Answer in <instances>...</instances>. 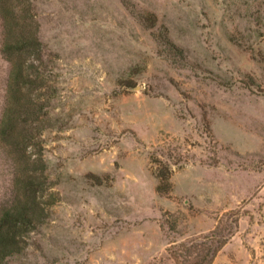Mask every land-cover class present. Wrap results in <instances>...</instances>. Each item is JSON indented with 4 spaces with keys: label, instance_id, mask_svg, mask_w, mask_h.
Wrapping results in <instances>:
<instances>
[{
    "label": "rangeland",
    "instance_id": "374dc122",
    "mask_svg": "<svg viewBox=\"0 0 264 264\" xmlns=\"http://www.w3.org/2000/svg\"><path fill=\"white\" fill-rule=\"evenodd\" d=\"M131 1L155 27L120 0H33L59 201L7 264H172V243L232 211L212 264H264V0ZM7 76L0 30V118ZM8 181L0 155V199Z\"/></svg>",
    "mask_w": 264,
    "mask_h": 264
},
{
    "label": "trees",
    "instance_id": "16d2710c",
    "mask_svg": "<svg viewBox=\"0 0 264 264\" xmlns=\"http://www.w3.org/2000/svg\"><path fill=\"white\" fill-rule=\"evenodd\" d=\"M120 3L142 26L155 27L153 15L137 14L131 0ZM0 30L1 54L8 64L0 118V155L9 175L8 194L0 199V264H7L9 258L29 245L30 235L46 221L49 209L59 198L44 159L42 135L54 92L33 0H0ZM157 163L156 192L167 196L172 190V169L167 163ZM240 217L232 211L209 233L172 243L166 249L167 258L172 264H212L234 235Z\"/></svg>",
    "mask_w": 264,
    "mask_h": 264
}]
</instances>
